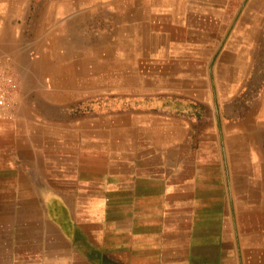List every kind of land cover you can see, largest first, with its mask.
Returning <instances> with one entry per match:
<instances>
[{
	"label": "crops",
	"instance_id": "obj_1",
	"mask_svg": "<svg viewBox=\"0 0 264 264\" xmlns=\"http://www.w3.org/2000/svg\"><path fill=\"white\" fill-rule=\"evenodd\" d=\"M0 64V264H264V0H0Z\"/></svg>",
	"mask_w": 264,
	"mask_h": 264
},
{
	"label": "built area",
	"instance_id": "obj_2",
	"mask_svg": "<svg viewBox=\"0 0 264 264\" xmlns=\"http://www.w3.org/2000/svg\"><path fill=\"white\" fill-rule=\"evenodd\" d=\"M14 87V76L0 64V116L8 106L10 93Z\"/></svg>",
	"mask_w": 264,
	"mask_h": 264
},
{
	"label": "rangeland",
	"instance_id": "obj_3",
	"mask_svg": "<svg viewBox=\"0 0 264 264\" xmlns=\"http://www.w3.org/2000/svg\"><path fill=\"white\" fill-rule=\"evenodd\" d=\"M140 31V33H141V29L139 30ZM97 37H98V41L100 42V40H102V42H103V40H104V30L102 29H98L97 30ZM100 39V40H99ZM101 43V42H100Z\"/></svg>",
	"mask_w": 264,
	"mask_h": 264
}]
</instances>
